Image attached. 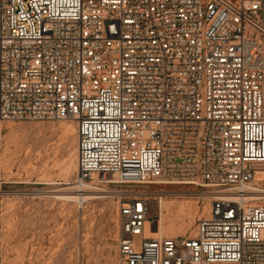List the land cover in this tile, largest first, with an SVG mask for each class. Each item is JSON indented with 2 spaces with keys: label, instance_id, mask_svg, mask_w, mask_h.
I'll return each mask as SVG.
<instances>
[{
  "label": "built area",
  "instance_id": "obj_1",
  "mask_svg": "<svg viewBox=\"0 0 264 264\" xmlns=\"http://www.w3.org/2000/svg\"><path fill=\"white\" fill-rule=\"evenodd\" d=\"M66 120L76 185L114 188L117 264H264V0H0V148ZM164 186L208 189L194 237L147 235Z\"/></svg>",
  "mask_w": 264,
  "mask_h": 264
},
{
  "label": "rangeland",
  "instance_id": "obj_2",
  "mask_svg": "<svg viewBox=\"0 0 264 264\" xmlns=\"http://www.w3.org/2000/svg\"><path fill=\"white\" fill-rule=\"evenodd\" d=\"M65 124L72 128L66 131ZM76 146L72 120L3 125L0 264H117L118 205L110 193L114 188L83 204L61 198L66 194L63 189L78 190ZM251 185L264 190V175H255ZM160 190L165 201L163 237H194L198 220L210 211L211 199L193 193L208 189L164 186ZM157 228L147 235L160 237Z\"/></svg>",
  "mask_w": 264,
  "mask_h": 264
},
{
  "label": "bare ground",
  "instance_id": "obj_3",
  "mask_svg": "<svg viewBox=\"0 0 264 264\" xmlns=\"http://www.w3.org/2000/svg\"><path fill=\"white\" fill-rule=\"evenodd\" d=\"M69 128H72L71 125L65 124L66 131ZM74 167H75V171H76L77 165L74 164ZM252 167L255 170L257 176L264 175V163L263 164H254V165H252ZM77 187H78L77 191H75L74 187L63 189V190H65L66 194L65 195L63 194L61 198L64 199V200H67V201L68 200L69 201H75V202H78L80 204H83V203H86V202H89V201H93V200H96V199L103 198L102 196H99L101 194L99 192H105L102 189H99L98 187L94 186V184H85L84 186H78L77 185ZM249 190H253V192H254L253 193V197H255V199L259 200V199H263L264 198V190L259 189V188L249 189ZM205 195L209 196L208 192ZM164 203H165V201L162 200V202H161V219L159 221V225H158V228H157L158 229V233H159V235L161 237L163 236L162 234H163V228H164V214H163ZM154 229L155 228H152V230H154Z\"/></svg>",
  "mask_w": 264,
  "mask_h": 264
},
{
  "label": "crops",
  "instance_id": "obj_4",
  "mask_svg": "<svg viewBox=\"0 0 264 264\" xmlns=\"http://www.w3.org/2000/svg\"><path fill=\"white\" fill-rule=\"evenodd\" d=\"M0 238H1V228H0Z\"/></svg>",
  "mask_w": 264,
  "mask_h": 264
}]
</instances>
